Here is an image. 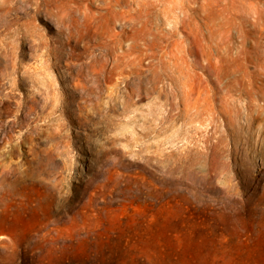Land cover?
<instances>
[{
  "label": "rangeland",
  "instance_id": "obj_1",
  "mask_svg": "<svg viewBox=\"0 0 264 264\" xmlns=\"http://www.w3.org/2000/svg\"><path fill=\"white\" fill-rule=\"evenodd\" d=\"M12 1L0 264H264V0Z\"/></svg>",
  "mask_w": 264,
  "mask_h": 264
},
{
  "label": "bare ground",
  "instance_id": "obj_2",
  "mask_svg": "<svg viewBox=\"0 0 264 264\" xmlns=\"http://www.w3.org/2000/svg\"><path fill=\"white\" fill-rule=\"evenodd\" d=\"M6 1H9V0H6ZM12 1V0H11ZM14 1V0H13ZM12 1V2H13ZM19 1V0H18ZM27 1V0H26ZM28 1H30V2H32L31 3V5L33 4V3H36V0H28ZM41 1V0H40ZM28 3V2H27ZM38 4V3H37ZM33 6V5H32ZM34 7H31V8H27V9H25L24 11H22L21 12V14L20 15H18V14H14V15H9V17H7L1 24H0V32H3V31H7L8 29H11L10 31H8V34H9V36L10 37H12L13 39H17V38H23V40H25L26 39V37L28 36V35H31V36H33V31L29 28V25H30V23H28V22H23V23H21V22H19V20L20 19H22V18H24V17H30V14H29V12L30 11H32V10H34V12L36 13L37 11H38V5H37V7L36 8H34ZM14 11V10H13ZM12 11V12H13ZM42 12V11H41ZM13 14V13H12ZM16 25V26H15ZM24 27V28H23ZM7 37V36H6ZM33 38H34V36H33ZM2 40V39H1ZM7 40V39H6ZM35 40H37V39H35ZM44 40V39H43ZM43 40L42 39H39L37 42L36 41H34V42H36V46L37 47H40L44 42H43ZM53 40H55V39H53ZM33 41V40H32ZM56 41V40H55ZM1 42V41H0ZM46 42V41H45ZM2 43H3V41H2ZM26 43V42H25ZM27 43H28V41H27ZM31 43V42H30ZM51 43H52V41H51ZM50 42L49 43H47V45L48 46H50V44H51ZM34 45V46H35ZM18 47V46H17ZM32 47V46H31ZM21 50V49H20ZM19 50V51H20ZM9 52H10V50H9ZM11 52H12V50H11ZM21 52H22V50H21ZM38 52V51H37ZM15 53V52H14ZM13 53V54H14ZM15 55H16V53H15ZM13 57V56H12ZM11 57V58H12ZM15 60V59H14ZM15 62V61H14ZM12 63V62H11ZM13 64V63H12ZM12 66H14V65H12ZM16 66V65H15ZM14 81V80H13ZM17 81V80H16ZM16 85V84H15ZM2 86L0 85V91L2 90ZM2 94V93H1ZM6 95H7V93H6ZM3 104H4V100H3ZM3 107V106H2ZM4 109V108H3ZM0 111H1V109H0ZM1 113V112H0ZM5 115V114H4ZM12 121V120H11ZM10 122V121H9ZM7 123V122H6ZM11 123V122H10ZM9 126V125H8ZM25 126V125H24ZM1 127V126H0ZM4 128V127H3ZM1 130V129H0ZM4 130V129H3ZM12 131V130H11ZM5 132V131H4ZM6 135V134H5ZM1 136V135H0Z\"/></svg>",
  "mask_w": 264,
  "mask_h": 264
}]
</instances>
